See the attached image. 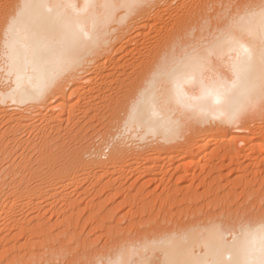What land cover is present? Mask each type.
Instances as JSON below:
<instances>
[{
    "label": "bare ground",
    "instance_id": "6f19581e",
    "mask_svg": "<svg viewBox=\"0 0 264 264\" xmlns=\"http://www.w3.org/2000/svg\"><path fill=\"white\" fill-rule=\"evenodd\" d=\"M178 1L175 0V3L174 0H148V3L153 7L140 10L134 16L127 17L123 21L121 17L125 16V13L119 12L110 24V42L103 45L95 55L88 57L84 62L67 69L62 64L59 55L61 51L59 46L60 29L54 25L45 9L36 7L23 12L18 31L26 40L23 46L16 48L15 51H13L15 42L11 37L6 38L4 31L5 9L3 6L5 4L9 5L8 11L14 12L18 10V5L26 2L40 5L56 4L61 0H0V211H5L4 205L10 203L13 205L21 197L22 201L24 196H28L27 199L38 196L37 191H41L43 188L40 182L53 184L65 178V182L68 179L72 184V180L78 178V173L80 175L82 170L86 171L84 174L87 173L88 176L90 172L87 171L94 169L103 172V176L99 173L100 177H104V172H110L112 175L116 171L113 168H118L119 171L123 168L124 162L129 165V162L127 164L125 161L128 157H132L133 160H142L152 149H154V152H150L152 155L148 153L152 159L166 158L171 161V164L182 161V156L179 154L170 155L171 153H168L174 150L176 145L172 142L182 137L183 141H179L177 147L180 148V151L181 149L184 152L189 150L193 154L189 152L191 156H186L187 158L185 157V161L183 160L184 162L180 165L191 167L200 161V152L208 155L206 160L210 155L215 158L216 155L210 149L211 146L232 136L231 128V130L234 128L246 130V128H250L247 122L251 117L254 120L256 117L260 118V113H263L260 105L258 103L247 105L245 98L240 94V89H237L231 97L232 105L244 106L239 118L235 120L230 119L228 104L217 106L213 99L201 100L203 95L201 81L218 86L219 84L231 85L234 79L231 62L235 58V54L229 56L228 49L221 45L220 38L231 23L232 16L237 13V8H232L227 16L225 9L222 8L223 15L221 14V16L215 13V7L218 6L212 5L214 8L212 6L210 8H213L211 10L214 12L210 13L211 17L209 13L207 14L206 10L208 11L209 8L206 9V7L217 0H213V2L208 0L209 3H206V0L205 2L202 0L204 3L200 0H195L196 2L192 0L191 2ZM231 1L233 4V0ZM70 2L83 4L84 0H70ZM227 2L229 0H226V3L224 0V5ZM257 2L258 0H238L234 5ZM219 8L221 9V7ZM216 14L218 20L221 19V21L212 22L213 15L216 16ZM205 20H210V25L205 26ZM68 23H72V21L70 20ZM17 57L21 65L27 66L26 70L20 74L19 81L16 74L9 75V66ZM34 65L38 66L40 70L34 71ZM177 67L195 72L196 80L192 81L186 74L176 72ZM52 77L55 78L52 79ZM45 81L49 82L41 94L39 89L44 87ZM107 91L110 93L106 94ZM255 112H258L260 116L255 115ZM78 114H81L82 117L90 115L88 116L90 123L86 125L89 128L93 122L96 124V120L102 122V126L108 125L105 131L102 130L103 134H96L106 137L105 132L107 131L109 138L103 136V142L100 139L101 143L98 146H95L93 141L85 143L86 145L82 143V140L85 139L81 137H87L84 135L87 132H84L85 128L79 119L81 116ZM103 117L108 120L107 125H104ZM74 118H78L79 121H75ZM253 119L251 120L254 124ZM262 121L264 120L262 119ZM69 122L72 124L68 125ZM259 123L262 124H256V128L264 134V122ZM23 131L29 133V136L24 138ZM90 134L92 135V133ZM80 138L82 140H79ZM233 138L235 139L234 136L230 139ZM247 138L248 135H240L236 140L245 141ZM151 140L159 146H162L163 143L169 144V146L166 145L168 147L166 150L171 147L172 149L161 152L164 145L159 150L158 145L150 149L152 144L149 146L148 143H142ZM236 140L235 142H237ZM133 142L138 144H135L136 146L132 149ZM235 142H231L230 146L228 143L227 147L232 151H237ZM92 143L94 145H91ZM258 144L264 148V137L258 141ZM252 147L249 150L254 149ZM106 151V159H102ZM202 159L205 160V157ZM157 168L158 163L155 162L146 169L152 173ZM175 168H178V165ZM206 168L208 169L207 166ZM195 175L192 176L195 177ZM183 178L184 176L180 175L178 181ZM33 180L36 181V184H33ZM63 182L61 188L65 186ZM32 184L35 186L31 187ZM109 184L106 182L105 185L109 186ZM47 185L49 184L47 183ZM58 187H55L57 192L55 189V191L53 190L55 195L59 193L60 187ZM170 192L172 194V191ZM99 193L101 192L99 191ZM188 194L180 200L185 203L186 199H190ZM193 197L197 198V194ZM15 198L18 200L16 201ZM174 198L176 196L168 195L164 198L161 196L159 199L158 205L160 204V209L164 210V215L167 213L168 219L170 218L168 214L170 215L171 212L168 213V210H170L169 207L171 208ZM165 205L168 210L165 209ZM17 206L19 205L16 203ZM21 206L24 204L19 207ZM14 208L13 210H15ZM158 209L157 214L160 213L158 212L160 209ZM195 213L193 212L199 218L190 217L191 219L186 220L190 223L184 220L183 223L180 219L181 222L179 220L175 222L172 219L173 221L165 222V224L161 223L164 220L160 223L157 220L155 223L152 218L150 220L153 224L150 222L151 227L148 225L150 228H143L144 230L137 232L135 237L129 234L131 238L126 234L120 235L121 237L118 235L119 238L114 240L115 244L111 242L112 245L114 244L113 246L110 244L97 247L98 249H94L91 255L90 253L86 254L91 258L90 262H85L87 258L85 261L83 260L82 264H108L109 261L116 264L121 260H131L134 264H142V262L143 264H175V262L192 264L196 260L213 254L227 258L230 253L235 254L252 247L254 243L258 244V234H254L250 228L257 226L263 212H258L246 219L207 217L205 213L204 218L202 212L201 215ZM181 214L183 215V212ZM164 215L161 217L162 219L166 218ZM178 221L179 225H177ZM143 222L145 223V221ZM221 225L224 228L222 234L217 231L218 226ZM9 262L7 263L10 264Z\"/></svg>",
    "mask_w": 264,
    "mask_h": 264
},
{
    "label": "rangeland",
    "instance_id": "374dc122",
    "mask_svg": "<svg viewBox=\"0 0 264 264\" xmlns=\"http://www.w3.org/2000/svg\"><path fill=\"white\" fill-rule=\"evenodd\" d=\"M187 1L191 2V0H187ZM192 1L196 2L195 0H192ZM200 1L205 2V0L203 1L200 0ZM211 1L213 2V0ZM221 1L220 0L214 1L211 4V6L212 5L218 6V7H215L216 9H218L221 3L224 5L223 3L224 0L222 2ZM236 1L238 0H233L234 3L231 4L232 1L229 0V2H227V4L225 5H228V4L234 5ZM207 2L209 3L210 1L206 0V3ZM225 3H226V0H225ZM208 5L206 9L209 8L210 10L208 9L209 12L207 10L206 12L207 14L209 13L210 15L211 12H214L212 11L214 7L212 6L213 8H210L209 7L210 5L209 6ZM216 9H215V13L223 15L222 8H221L222 9L221 13H220V10H221L220 8L218 10ZM217 14L216 16L213 15L214 20L210 19L212 20V22L213 21L216 22V20L219 19ZM210 16L212 17V15ZM218 21H221V19ZM120 77L123 78L122 76ZM107 93L109 94L110 92L107 91L106 94ZM88 114L87 116L85 115L84 117H82L81 114H78L79 116H81L79 117V119L81 121V124H83L85 128V129L83 128L84 132L85 133L87 132V134H84V135H87V137H81L82 139H85V140H82L81 138L79 140H82L83 141L82 143L84 144L85 143L88 144L89 142L91 143V141H93L95 146H98L103 140L102 137L103 136L105 137V135L101 136V134H103L106 128L108 127L107 125L108 120L107 119L105 120L104 117L102 118V120L104 119L103 123L105 122L104 125H107V126H102L101 125L102 122H100L99 120H96V124L95 122H93L92 123L93 125L89 128V126L87 127L86 125L90 123L89 122L90 118L88 119V116H90L92 112L90 115ZM260 114L261 116L257 112L255 115L257 116L259 115L261 119L259 117L258 119L255 115H254L256 117L255 120L251 117V119L254 120V124L251 119L250 120L252 121V123L248 119L249 121L247 123H249V125L248 124L247 125L250 126V128L249 127L248 128L251 130H249L248 128H246V130H237L235 128L231 130L232 128L229 127L231 128L230 131H232L231 132L232 136H234L235 139L234 138L230 139L232 138V136H230L226 138L225 140L221 141L222 143L221 142L214 143V145H212L210 149L215 152V153L213 152L214 155H216L215 158L213 155H210L211 158L209 156V158H207L206 160V157L208 155L206 156L204 152H200L199 157L201 159L205 157V160L200 159L199 162L194 163L193 166L191 167L190 166L184 167L183 165H180L185 161V157L191 156V153H192L189 150H186L184 152L181 149L180 151V148L177 147L179 146L178 145L179 141L181 142L183 141V137L176 139L175 141L172 142L173 144H176L175 147L173 148L174 150H171L172 147L171 149L169 148L168 150H166L168 148L166 145L169 146V144H164V143L162 144V146L164 145L163 150H162L161 149L162 146H159L156 142L154 141L152 142L151 140L150 142L146 141L142 143H148L149 146L150 144H152L153 146L151 145V148L148 146V148L150 149L158 145L159 150L161 149V152L165 150L166 151L171 150L172 152L171 151L168 152L169 154L171 153L170 155L179 154L180 156H182V159L184 161L182 160L179 162H174V163L172 162L171 164V161L166 158L165 159H162V158L152 159V157L150 156L152 155L151 154L152 151L154 152V149L152 150L148 149L150 150L148 153L151 152L150 153L151 155L147 153V156L143 157L144 159L142 157H141L142 160L138 159L141 163L138 160H133L132 157L131 158L128 157V159H126L125 161L127 164L129 162V165H126L124 162L123 164L125 166V167L123 166L124 169L122 168L119 171H118V168L116 169L113 168L117 172L115 171L114 173H112V175L110 174V172L109 173L104 172V177H102L103 172L99 170L97 171L94 169L91 171L89 170L87 171L88 173L90 172L89 173L90 177H89L87 173L84 174L86 171L82 170V172L79 171L80 175L78 173V178L76 177V179L72 180V184H70L71 180H68V179H66V182H65L64 180L65 178L64 179L62 178L61 181L59 180L58 182H55V183H53L54 181L51 182L53 184H50V182H46V183L40 182L43 185L44 190L45 191L48 190V191L45 192L44 190H42L43 188H41L42 185L40 184L41 191L43 192L41 193V191H37L38 196L33 197V199L30 198L31 199L30 200L29 198L27 199L28 196L27 197L24 196L25 198L23 197L24 199H22V201H21L22 197L20 198L19 201H17L18 199L15 198V200L17 201L16 202L17 205L20 206L24 204V206L16 207V203H14L15 205L14 204L12 205L10 203L6 206L4 205L5 211H0V227H1L0 228V260L4 261V263L6 264H8L7 262L9 261H10L9 262L10 264H71L72 261H73L72 264L74 263L82 264L87 258H88L87 260L91 259L90 257H87V255L89 253L91 255V252L97 247L99 248L100 246H109L110 244L111 246H113L115 244L116 239H118L120 235L123 236L126 234L128 237L131 238L130 235H132V237L134 235L135 237V234H137V232L139 233L140 230L142 231L145 228L147 229L150 228L151 224H153L152 220H150L152 218L155 223L157 222V220L159 221V223L164 220V222H161V223L165 224V222L167 223L173 220H175L176 222L179 219L182 221L189 220L191 219L190 217L195 218V219L197 217L199 218V216H195L193 212L194 213L196 212L195 213L196 215H201V212H202V217L204 218L205 216L207 217L215 216V217H222V218H228V219L232 217H237L239 219L240 218L246 219L247 217H251L252 215L258 212L264 213V148H262L258 144V141L262 140V138L264 137V134L260 133L258 129L256 128L257 127L256 124L258 125V124H262L259 122H264L262 121V119L264 120V118H262L264 117V111L263 113H260ZM62 116L64 117L65 115H62ZM77 119H75V121ZM92 121H95V120L92 119ZM70 122L68 123V125L72 124ZM100 126H102L101 127L102 129L100 128ZM87 128L88 130H86ZM96 130L98 131L100 130V131L98 132ZM106 132H105L106 137L108 136L107 138H109V135ZM22 133H23L24 138L29 136V133L27 134L26 131L25 132L23 131ZM89 133H92V135L91 134L89 135ZM96 133L98 134L101 133V134L98 136ZM20 134L18 135L20 136ZM240 135L241 136L248 135V138L245 141H239V139L236 140L237 136H240ZM88 136H90L91 138ZM235 140L237 142H235ZM231 142L236 143L237 151L236 150L232 151L230 148L227 147L228 143L230 146ZM93 143L91 145H94ZM133 143H134V146L132 147L130 146L132 149L138 144V143L136 144L135 142ZM224 146H225V149H224ZM221 147L223 148L221 149ZM250 147L254 149L249 150ZM218 153H219V156L217 157ZM106 154H107V151L102 156V159L106 157ZM12 159H16V158H12ZM132 161L134 162L138 161L139 163L135 162L136 164L135 163L133 164ZM146 161H147V165H146ZM152 162L154 164L155 162L156 164L158 163V168L155 170V172L152 171L153 174L146 169L150 167L151 165H153ZM209 162L210 163L212 162V163L210 164ZM142 163L145 165L143 166ZM205 163L207 164L209 163V164L207 165ZM159 164H161V166H159ZM177 165H178V168H175L177 167ZM140 166L142 167L140 168ZM206 166L208 167V169L206 168ZM137 167L138 169H136ZM185 168L187 169L185 170ZM145 169L148 171V173ZM99 173L102 175L101 177ZM185 173L187 176L184 175ZM194 174H196L197 176L195 175V177H193ZM180 175H183L184 178L181 181H178V177ZM98 178H101V179H98ZM176 180L178 181V183ZM60 182L61 184H59ZM62 182L64 183L63 185L65 186H62L61 188L60 186L62 185ZM106 182L110 183L109 186L105 185ZM30 183L32 182L30 181L29 184ZM47 183L50 186L47 185ZM33 184H36V181ZM33 184L31 187L35 186ZM70 185L72 186L69 187ZM55 187L59 188V193H56V195H55V192L53 193V190L55 189ZM169 190L172 191V194ZM51 191L54 195L51 193ZM57 191L58 190H56V192ZM99 191L101 193H99ZM39 193L45 194L46 196L40 195ZM194 193L197 194V198H194V197L192 198V196H195ZM50 194L53 196H51ZM187 194H188V197H190V199L187 200L186 199L187 197H186L185 198L186 201L184 203L180 199L187 196ZM168 195L176 196L174 200L172 199V202H171L172 205L170 204L171 208L167 206L169 207L170 210H168V208H166V205H165V209L168 210V213L170 211L173 212V213L170 212V215L168 214V217H170L169 219L166 217L167 213H165L166 215H164V210L162 211L160 209L159 207L160 204L158 205L159 199H161V196L162 198H164ZM155 196L157 197L155 198ZM25 199L28 200L27 202L30 205L26 201H24ZM175 201L177 202V204ZM177 205L180 207H178ZM157 207L160 209V211H158L160 213L158 214H161V215L157 214L156 212L158 209ZM13 208L15 210H13ZM177 209H179L180 211ZM166 210L165 212H167ZM13 211L17 213L15 214ZM152 212L154 215L152 214ZM180 212L181 213L183 212V215ZM184 212H186L185 213L186 216ZM148 213L152 214L153 216L150 214L148 215ZM204 213L207 215H205ZM162 214L164 215V217L167 218V221H165L166 218L165 219L161 218L163 216ZM146 219H147V222H146ZM143 221H145V223ZM148 221H149V224H148ZM179 221L177 222V225H179ZM150 222L152 223L150 224ZM148 225H150V227ZM111 242L114 244L112 245ZM4 251L5 252L8 251V252L5 253ZM87 260L85 262H90V260L89 261Z\"/></svg>",
    "mask_w": 264,
    "mask_h": 264
},
{
    "label": "snow or ice",
    "instance_id": "6c2138e0",
    "mask_svg": "<svg viewBox=\"0 0 264 264\" xmlns=\"http://www.w3.org/2000/svg\"><path fill=\"white\" fill-rule=\"evenodd\" d=\"M4 31L5 36L11 37L16 48L23 46L26 38L18 31V25L23 12L28 9L40 7L45 9L54 25L60 29L59 53L60 60L65 68L84 62L88 57L95 55L100 48L107 44L111 35L110 24L113 18L121 11L127 17L134 16L140 10L153 7L148 0H84L83 4L72 3L70 0H61L56 4H40L26 2L17 6V11H8L9 5L4 6ZM211 7V5L209 6ZM225 9L227 16L232 8H237V13L232 16L231 23L222 33L220 42L228 49V54H235L231 62L233 81L231 85H209L201 81L203 95L201 100L213 99L215 105L228 104L230 106V119H238L243 107L232 105L231 97L237 89L245 98L247 105L259 104L264 111V0L257 3L244 5H219ZM72 23H68V21ZM209 21L205 20L207 26ZM7 47V41H6ZM19 58H15L9 66V75L16 74L18 81L20 74L26 70V65H21ZM258 67V71H257ZM34 71L40 70L38 66ZM176 72L186 74L192 81L197 76L193 71L177 67ZM55 77H52L54 79ZM49 81L44 82V87L39 89L42 94ZM242 86V87H241ZM207 115V114H204ZM258 234V244L238 253H230L227 258L213 254L192 264H264V214H261L255 228H250ZM217 231L223 233V226H218ZM0 264L4 261L0 260ZM108 264H112L111 261ZM116 264H134L133 261H118ZM143 264V262H142ZM181 264V262H175Z\"/></svg>",
    "mask_w": 264,
    "mask_h": 264
}]
</instances>
